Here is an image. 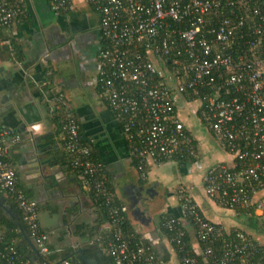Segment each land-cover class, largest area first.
Returning a JSON list of instances; mask_svg holds the SVG:
<instances>
[{"label": "built area", "instance_id": "2783aa9c", "mask_svg": "<svg viewBox=\"0 0 264 264\" xmlns=\"http://www.w3.org/2000/svg\"><path fill=\"white\" fill-rule=\"evenodd\" d=\"M82 1L99 15L102 38L108 42L99 53L103 98L122 127L140 179H148L152 166L199 159L197 141L177 111L181 101L194 103L198 108L193 115L232 159L229 165L207 170L202 179L205 196L249 221L264 218V45L255 57L241 55L237 61L230 51L248 21H256L251 34L263 35L264 0ZM50 4L60 15L70 12L75 0ZM21 8L20 0L15 5L13 0H0V22L10 25ZM246 45L261 47L254 39ZM170 58L168 73L159 59ZM222 72L228 74L225 90L215 87L216 75ZM189 97L198 100L189 102ZM60 101L66 112L64 148L72 167L85 188L105 198L106 228L113 229L108 254L115 264H264V236L255 238L211 222L185 185L176 192L178 214L168 213L160 221L161 229L170 234L162 241L168 258H157L150 243L132 248L120 228L127 207L116 205L106 165L93 159L91 146L81 140V125L62 97ZM10 141L18 143L19 135L12 129L0 131V193L14 198L34 246L47 258L50 240L41 229L38 203L20 188L7 161ZM0 264L31 262L8 245L0 252ZM49 264L73 263L63 259Z\"/></svg>", "mask_w": 264, "mask_h": 264}, {"label": "crops", "instance_id": "0c3cea01", "mask_svg": "<svg viewBox=\"0 0 264 264\" xmlns=\"http://www.w3.org/2000/svg\"><path fill=\"white\" fill-rule=\"evenodd\" d=\"M20 1L21 14L15 23L9 29L0 26V131L12 129L20 137L18 143L9 142L7 161L16 171L20 188L38 203L40 225L48 234L50 244H59L61 233L72 232L76 225H96L99 215L89 190L82 187L69 165L63 136L58 131L56 111H61L62 107L65 112L64 104L60 98V104L51 102L49 96L61 93L58 97L64 99L79 120L83 134L93 145V154L106 165L108 180L119 202L129 207L130 226L145 242L154 245L156 255L165 260L168 248L162 242L166 237L161 229V217L166 213L178 214L176 192L185 181L181 180L174 188L173 201L168 203L158 194L159 174L174 168L178 177L184 179L204 169L202 139L196 138L200 151L197 161L152 166L148 181L142 182L129 157L122 129L99 93L98 54L102 43L99 15L92 5L82 0H75L74 8L62 15L52 12L49 0ZM197 108L196 105L192 111ZM177 111L179 115V108ZM210 136L218 149L225 152ZM231 162L230 157V161L211 164L203 176L212 166ZM185 186L191 189L192 195L198 193L196 186ZM144 187L157 192L149 200L152 205L147 211L149 217L155 212L159 215L157 223L148 217L140 230L137 226L140 220H134L132 210L139 207L134 195ZM15 205L8 196H0V208L11 219V215L19 217L20 211ZM201 211L205 216L202 208ZM5 231V227L0 228L1 235ZM29 241H26L30 247L25 254L37 264V249L31 247Z\"/></svg>", "mask_w": 264, "mask_h": 264}, {"label": "trees", "instance_id": "16d2710c", "mask_svg": "<svg viewBox=\"0 0 264 264\" xmlns=\"http://www.w3.org/2000/svg\"><path fill=\"white\" fill-rule=\"evenodd\" d=\"M16 1L17 0H13L14 5L16 4ZM49 2H50V0H49ZM62 14H65V13L62 12L60 15H62ZM238 15L244 16L245 14L239 13ZM19 16L20 15L18 14L17 19L19 18ZM17 19H15V21ZM15 21H13L8 26L3 25L0 22V26L3 28L9 29L15 23ZM254 22L256 23L255 19L246 22L245 28L243 29V31H238V33H237L236 42L230 49V51L232 52V55H233V59L235 61H237L238 57L241 55H244L247 58H253L256 55H258L259 52L263 48L264 33H263V35H260V36L253 35L250 33L249 28ZM249 39L257 40L258 44L261 45V47L258 49L250 48L249 46L246 45L247 40H249ZM107 45H108V42L102 38V43H101L100 49L106 48ZM100 61H101L100 54H98V77H97L98 82H97V84H98L99 93L101 94V96L103 98L104 90L102 89V83L100 82V79H99ZM171 61H172V58H170L169 61L164 60V59H159L160 65L166 71H168V73L171 72V70L168 68V67H172ZM219 75H222V77L220 78ZM227 78H228V74L225 72L217 74L216 79H215V87H218V88L225 90V88L223 86L225 85ZM60 94L61 93L55 95L53 93H50L49 100H51V102L60 104V101H59L60 97H58V96H62V94L61 95ZM44 98H45L44 92H42L43 101H44ZM103 100L105 101L104 98H103ZM187 100L189 102H194V100H198V99L189 97V98H187ZM45 105H46V108L48 110L49 109L48 108L49 103L46 102ZM63 108H64V106H63ZM56 112H57L56 122H57V125L59 126L58 131L61 132L62 136H64V134H63V128L64 127L63 126H64V119H65V113L66 112H63L62 107H61V111H56ZM70 113H72V111H70ZM76 120L79 122V120L77 118H76ZM79 124H80V122H79ZM120 128L122 129L121 125H120ZM80 137H81V140L84 144L89 145V146H93L91 141L89 140V138H87L83 134L82 129L80 131ZM66 155L68 157L69 165H70L71 169L74 171L75 175L78 178L79 177L78 170L74 169L72 167L71 157L67 152H66ZM92 157H93V159L99 161L97 155L93 154V152H92ZM134 163L136 166L135 161H134ZM107 172H108V170H107ZM148 179H149V176H148ZM148 179L144 180V181L141 180V181L146 182V181H148ZM82 187H84V186L82 185ZM108 187H110L112 189V191L114 192V194L116 196V199H115L116 205H122L119 202L117 194L114 191V189L112 188V185H111L109 180H108ZM85 189L89 190V193L91 195V200L93 202V206L99 211L98 212V214H99L98 220L96 222V225L93 226V225H88V224H79V225L75 226V228L72 232H69L67 230L63 231L61 233V235H63V236L59 240L60 241L59 244L57 243V245H53V244L49 243L50 254L48 255L47 258L41 257L39 255L38 251L36 250L38 255H39V256H37V264H49V262H59L60 260H63V259H68L73 264H87L85 259H94L98 262V264H115L114 258L108 254V242L113 237V231H112L113 229H110V228L108 229V228H106V225H104L108 222V211L105 208V198L101 194H99L98 192L94 191L93 189H90V188H85ZM0 196H4V194L0 193ZM5 196H8V198H10L11 201L12 200L14 201V198L11 195H5ZM26 196H27V194H26ZM14 203H15V201H14ZM15 206H17V205H15ZM129 211L130 210L128 207L127 212L123 214L122 223L120 224V228L123 231L125 238L130 240V243H131L130 246L132 248H134L136 245H139V244L140 245H143V244L146 245L147 242H145L142 239V236L140 234L136 233L134 231V229L130 226L129 219H128ZM163 216H169V214L166 213V214L162 215V217ZM11 217L13 219L7 217V215H5L3 209L0 208V228L5 227V229H6L4 234H2V235L0 234V240H1L0 252L3 250V247L8 246V245H14L16 247L19 255H21L25 260L30 261L31 264H36V262H34L31 258H29V256L27 254H25V250H28V247H30L26 241L30 242L29 240H31V242H32V239L30 238V233H29L28 227L24 224V222L22 220L21 212H19V217L18 216L14 217L12 215H11ZM41 229H42V227H41ZM42 231L45 232L43 229H42ZM164 235L167 238L170 237V234H168L166 232H164ZM72 238L74 239V242L72 241ZM17 240H21V243H16ZM90 242H92V243L90 244ZM29 244L31 245V247L34 246L33 242L29 243ZM156 257L161 258L158 255Z\"/></svg>", "mask_w": 264, "mask_h": 264}, {"label": "rangeland", "instance_id": "374dc122", "mask_svg": "<svg viewBox=\"0 0 264 264\" xmlns=\"http://www.w3.org/2000/svg\"><path fill=\"white\" fill-rule=\"evenodd\" d=\"M193 107H196L194 103L186 105V103L181 101L178 104L179 116L191 131L194 138L202 139L201 143L203 146H201V151L204 158L203 165L205 167L202 170L194 171L193 174L190 175V177L184 179H180L178 177L176 169L174 168H172L171 170H163L162 173L159 174V182H161V185L159 186L158 194H160L161 197L165 198L168 203L172 202V192L174 188L179 186V183L182 182L181 180H184L185 182L183 183L185 185L190 184L191 186H196L197 188H199L198 193H193V196L198 205L204 210L205 216H207L213 223L221 225L226 230H241L255 238H259V236L262 237V235L264 236V218H261L258 221H249L244 215L240 216L233 211L213 205V203L205 196L202 185V176L207 166L225 162L228 160L230 161V157L225 152L218 149L206 127L197 120V117H195V115H193ZM152 177H154V175H152L151 178ZM151 190H153L154 192L152 194V197L156 196L157 192L155 191V189ZM135 196L136 195H134V198H136ZM150 202L149 199L148 201L144 202L139 200V207L132 210V216L134 220H140L138 221L139 224L137 225L139 228L145 225V221L149 217V212H147V210H151L152 205ZM143 203H145L146 205H144ZM158 215L159 214L155 212V215L151 216L153 223H157ZM143 218L145 219L144 221ZM142 228L140 230H142ZM169 250L171 251V248H169ZM171 254L173 260H175L173 252H171ZM174 262L175 261H172V264H174Z\"/></svg>", "mask_w": 264, "mask_h": 264}, {"label": "flooded vegetation", "instance_id": "af4514ba", "mask_svg": "<svg viewBox=\"0 0 264 264\" xmlns=\"http://www.w3.org/2000/svg\"><path fill=\"white\" fill-rule=\"evenodd\" d=\"M153 193H154L153 190H150L149 188H145V187L139 188V190H137V193L135 194L136 195L135 200H137V201L141 200L142 202L148 201V199L150 200L151 198H153L152 197ZM143 204L146 205L145 203H143Z\"/></svg>", "mask_w": 264, "mask_h": 264}, {"label": "water", "instance_id": "95a60500", "mask_svg": "<svg viewBox=\"0 0 264 264\" xmlns=\"http://www.w3.org/2000/svg\"><path fill=\"white\" fill-rule=\"evenodd\" d=\"M87 264H98V262L94 259H85Z\"/></svg>", "mask_w": 264, "mask_h": 264}]
</instances>
